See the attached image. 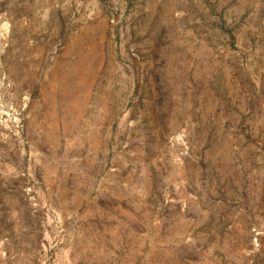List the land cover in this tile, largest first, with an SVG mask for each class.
<instances>
[{"label": "rangeland", "instance_id": "obj_1", "mask_svg": "<svg viewBox=\"0 0 264 264\" xmlns=\"http://www.w3.org/2000/svg\"><path fill=\"white\" fill-rule=\"evenodd\" d=\"M0 264H264V0H0Z\"/></svg>", "mask_w": 264, "mask_h": 264}, {"label": "bare ground", "instance_id": "obj_2", "mask_svg": "<svg viewBox=\"0 0 264 264\" xmlns=\"http://www.w3.org/2000/svg\"><path fill=\"white\" fill-rule=\"evenodd\" d=\"M182 139V138H181ZM180 140V139H179Z\"/></svg>", "mask_w": 264, "mask_h": 264}]
</instances>
